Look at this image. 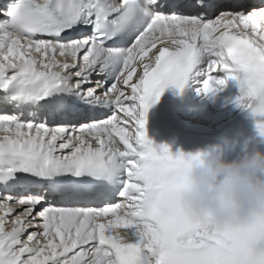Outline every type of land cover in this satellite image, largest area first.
Segmentation results:
<instances>
[{
	"label": "snow or ice",
	"instance_id": "snow-or-ice-1",
	"mask_svg": "<svg viewBox=\"0 0 264 264\" xmlns=\"http://www.w3.org/2000/svg\"><path fill=\"white\" fill-rule=\"evenodd\" d=\"M229 81L264 137V0H0V264H264L181 207L203 153L148 136Z\"/></svg>",
	"mask_w": 264,
	"mask_h": 264
},
{
	"label": "clouds",
	"instance_id": "clouds-1",
	"mask_svg": "<svg viewBox=\"0 0 264 264\" xmlns=\"http://www.w3.org/2000/svg\"><path fill=\"white\" fill-rule=\"evenodd\" d=\"M198 152L201 160L175 176L181 207L221 231L247 235L253 255L264 257V148Z\"/></svg>",
	"mask_w": 264,
	"mask_h": 264
}]
</instances>
